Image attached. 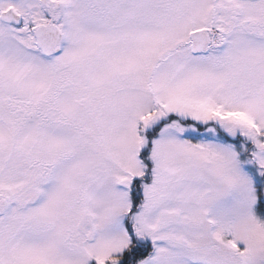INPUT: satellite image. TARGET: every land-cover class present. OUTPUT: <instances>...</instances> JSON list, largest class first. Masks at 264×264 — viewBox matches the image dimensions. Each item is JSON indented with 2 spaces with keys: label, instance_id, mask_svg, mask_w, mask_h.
Returning <instances> with one entry per match:
<instances>
[{
  "label": "snow or ice",
  "instance_id": "6c2138e0",
  "mask_svg": "<svg viewBox=\"0 0 264 264\" xmlns=\"http://www.w3.org/2000/svg\"><path fill=\"white\" fill-rule=\"evenodd\" d=\"M0 264H264V0H0Z\"/></svg>",
  "mask_w": 264,
  "mask_h": 264
}]
</instances>
